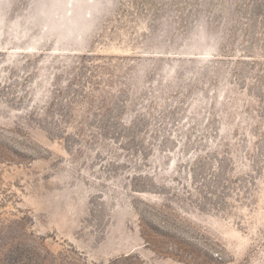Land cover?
I'll return each instance as SVG.
<instances>
[{
  "label": "rangeland",
  "instance_id": "obj_1",
  "mask_svg": "<svg viewBox=\"0 0 264 264\" xmlns=\"http://www.w3.org/2000/svg\"><path fill=\"white\" fill-rule=\"evenodd\" d=\"M0 264H264V0H0Z\"/></svg>",
  "mask_w": 264,
  "mask_h": 264
}]
</instances>
